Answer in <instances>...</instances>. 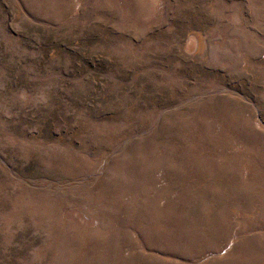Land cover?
I'll list each match as a JSON object with an SVG mask.
<instances>
[{"label": "rangeland", "instance_id": "obj_1", "mask_svg": "<svg viewBox=\"0 0 264 264\" xmlns=\"http://www.w3.org/2000/svg\"><path fill=\"white\" fill-rule=\"evenodd\" d=\"M0 264H264V0H0Z\"/></svg>", "mask_w": 264, "mask_h": 264}]
</instances>
